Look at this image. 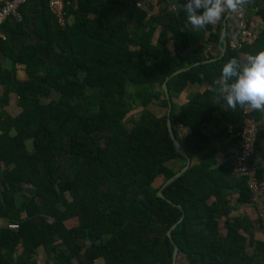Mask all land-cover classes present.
Wrapping results in <instances>:
<instances>
[{"label":"trees","instance_id":"16d2710c","mask_svg":"<svg viewBox=\"0 0 264 264\" xmlns=\"http://www.w3.org/2000/svg\"><path fill=\"white\" fill-rule=\"evenodd\" d=\"M186 2L66 0L62 26L51 0H28L24 19L4 24L0 108L14 102L22 112L0 114V219L17 226L0 227V264H173L168 230L183 214L172 230L177 264L264 260L246 181L209 128L218 115L222 136L237 144L248 124L245 110H231L217 94L216 82L232 57L264 51V3L244 6L251 30L250 17L261 20L256 41L241 51L227 46L219 58L222 27L209 25L202 30L207 42L194 47L184 24ZM32 25L39 44L22 42L16 51L21 32L32 37ZM2 56L12 69H4ZM17 64L25 65L24 78ZM182 68L189 69L167 87L173 133L183 149L182 137L192 136L193 148L185 149L192 162L163 190L172 205L157 196L163 184H153L186 166L168 130L162 89ZM190 85L201 92L177 111L175 97ZM94 93L98 99L90 104ZM149 108L162 112L132 117ZM250 113L259 123L254 159L264 182V113Z\"/></svg>","mask_w":264,"mask_h":264},{"label":"built area","instance_id":"2783aa9c","mask_svg":"<svg viewBox=\"0 0 264 264\" xmlns=\"http://www.w3.org/2000/svg\"><path fill=\"white\" fill-rule=\"evenodd\" d=\"M27 3L28 0H0V41L7 40L3 26L10 18L18 21L24 19L21 10ZM136 7L147 11L148 16L153 14L144 2H138ZM169 8L170 10H177L174 4H170ZM51 10L57 15L60 24L66 26V0H51ZM246 14L247 11L243 7L238 12L224 15L216 25H210L213 29L221 26L222 29L226 28V31L228 27L231 28L229 38L227 37V46L232 50L241 51L258 38V33L249 28ZM244 113L248 118V124L238 133L236 169L238 175L246 181L250 193V204L255 207L256 214L260 218L261 231L264 234V182L257 177V162L254 160L259 123L253 116H250V110L244 111ZM8 227L17 228L14 224H9Z\"/></svg>","mask_w":264,"mask_h":264},{"label":"clouds","instance_id":"9594fccd","mask_svg":"<svg viewBox=\"0 0 264 264\" xmlns=\"http://www.w3.org/2000/svg\"><path fill=\"white\" fill-rule=\"evenodd\" d=\"M250 0H187L182 11L185 27L202 31L216 25L224 15L240 11ZM217 94L228 108L253 109L264 113V51L248 55L246 61L232 57L221 69Z\"/></svg>","mask_w":264,"mask_h":264},{"label":"crops","instance_id":"0c3cea01","mask_svg":"<svg viewBox=\"0 0 264 264\" xmlns=\"http://www.w3.org/2000/svg\"><path fill=\"white\" fill-rule=\"evenodd\" d=\"M259 1V3H264V0H257ZM174 4V3H173ZM176 5V4H174ZM249 23L251 25V27L255 30V32L258 33L259 28L261 27V20L257 17H250L249 19ZM33 32V35H32ZM35 28L32 25L31 26V30L30 33L32 35V37H27L26 35H24L23 32H21V34L18 36V39L16 41V51H18L21 46H22V42H27V43H34L35 45L39 44V40L38 38L34 35L35 34ZM23 34V35H22ZM190 37H191V43L194 47H196L198 44H202V43H206L207 39H208V33L207 32H203V31H190ZM221 51V47L219 48ZM12 50V49H11ZM222 54V52H221ZM221 54L220 57L221 58ZM249 54H247L246 52H241L239 54V57L242 61H246V58ZM218 58V59H219ZM1 62L3 64V66L5 67L4 69H12L13 68V63L11 61L10 58L8 57H1ZM24 69H25V65L23 64H17L16 65V71L19 72V76L21 78H24ZM4 86L0 85V96L3 95L4 93ZM198 91L201 92V90H197L195 87L193 86H188L179 96H176L175 98V109L177 111H179L180 107L185 103L190 101L192 98H194V96L196 95V93H198ZM12 105L6 106L3 109L0 108V114H7L10 115L11 117L15 118L18 117L20 115V113L22 112V108L18 105H15L14 102H11ZM250 112L252 109H249ZM220 120L218 115H216V117H214L212 124L209 126L210 130L216 134H218V137H220L219 139V144L221 146V149L223 152H227L230 153V155H232L234 158L237 155V144L236 143H231L230 140H228L227 138L222 136V126L219 125ZM260 123L263 125L264 127V117L263 119L260 121ZM1 133V131H0ZM11 135H15L16 134V130L15 129H11L10 131ZM192 136L188 135L187 137H182V144L184 146V148L189 151L193 148L192 145ZM28 147L31 150L32 149V142L29 141L28 142ZM259 154V153H258ZM255 160V159H254ZM259 161L258 158H256L255 162ZM9 222L5 219H0V227H6L9 226ZM262 233L261 230L257 231V237H261ZM260 264H264V260L258 261Z\"/></svg>","mask_w":264,"mask_h":264},{"label":"water","instance_id":"95a60500","mask_svg":"<svg viewBox=\"0 0 264 264\" xmlns=\"http://www.w3.org/2000/svg\"><path fill=\"white\" fill-rule=\"evenodd\" d=\"M220 42H221V57L224 56V54L226 53L227 50V31L226 28H223L220 34ZM216 60V59H214ZM213 60H208V61H204L203 63H209L212 62ZM200 63H197L196 65H199ZM189 68H182L179 69L178 71L172 73L170 76H168L165 80V82L162 85V89L164 92V95L168 101V112H167V116H168V121H167V126H168V130L171 136V139L173 141L174 147L176 149V152L182 156L183 158L186 159V166L179 171L178 173H176L173 177L169 178L168 180H166L161 189L157 192V196L167 200L169 203H171L172 205H175L174 203H172L169 199L166 198V196L163 194V190L165 188H167L169 185H171L173 182H175L179 177H181L189 168L191 165V157L189 156V154L187 153V151L185 149H183V147L180 145V143L178 142L177 138L175 137L174 133H173V129H172V121H171V111H172V102H171V96L167 87V83L168 81L175 75L187 71ZM178 207H180L182 209V206L178 205ZM184 218V214L181 216V218L175 222L170 229L168 230V236L170 237L174 248H175V252H174V263L173 264H177V260H178V253H179V247L175 244L174 240H173V236H172V230L183 220Z\"/></svg>","mask_w":264,"mask_h":264},{"label":"rangeland","instance_id":"374dc122","mask_svg":"<svg viewBox=\"0 0 264 264\" xmlns=\"http://www.w3.org/2000/svg\"><path fill=\"white\" fill-rule=\"evenodd\" d=\"M98 99V95L96 93H94L91 97H90V104L94 103L95 101H97ZM88 102V100H86ZM145 112H152V113H160L162 112V109H159V108H155V109H140L138 112L135 111V114L132 115L133 118H138L140 117L141 115H143ZM164 183V178H159L157 179V181H155V183L153 184L154 187H159L161 186L162 184ZM15 225V224H14Z\"/></svg>","mask_w":264,"mask_h":264}]
</instances>
